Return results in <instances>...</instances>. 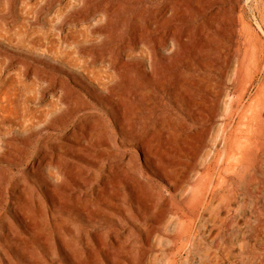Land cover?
<instances>
[{"label":"rangeland","instance_id":"rangeland-1","mask_svg":"<svg viewBox=\"0 0 264 264\" xmlns=\"http://www.w3.org/2000/svg\"><path fill=\"white\" fill-rule=\"evenodd\" d=\"M156 1L0 0V264H198L193 242L226 244L220 205L247 228L241 262L264 263V154L252 195L211 146L194 159L211 122L166 59L217 63L218 148L230 132L264 139V0H160L183 40L153 50L133 38Z\"/></svg>","mask_w":264,"mask_h":264},{"label":"bare ground","instance_id":"bare-ground-1","mask_svg":"<svg viewBox=\"0 0 264 264\" xmlns=\"http://www.w3.org/2000/svg\"><path fill=\"white\" fill-rule=\"evenodd\" d=\"M157 3L162 4V7H160L161 11L157 13L155 12L154 9H152L147 13H145L144 16L145 33L143 35H140L139 37L133 38L134 43H138L139 42L138 40L141 39L142 37H144L147 42L154 41L155 44L152 46L153 50H157L159 48L165 49L169 39L173 41L183 40V32L181 30L182 27L184 26L182 24L183 22L179 21L176 24L175 28L174 26H170L169 23L171 21V13L167 1L158 0L156 1V4ZM174 36H176V38ZM166 59H169L172 63H174V67L176 68L178 67L177 73L179 74V77L180 75L183 74V77L179 80L178 88L185 92L186 98L190 99L192 112L199 119L201 120L204 119L211 122L209 125H207L203 137L200 140H198L197 143L194 144L195 150L193 153V158L194 159L203 158L204 156L207 155L206 147L211 146L210 149L211 148L215 149L214 151L210 152V154H212L213 156V158H211V162L217 163L218 158L216 157H219L220 155L226 158L228 161L226 165V170H232L237 176L236 178H237L238 186L241 187L243 190H247V192L250 195H252L253 194L252 189L255 187L254 185L255 179L257 178L258 175H262L260 165L262 163L261 157L264 154L263 153L264 139H260L257 137L252 138L250 136H247L246 138L242 139L237 136L234 137L233 133L230 132L227 136L224 137L223 145L220 146V148H218L217 142L220 133L216 132L217 130L214 128L212 121H214L219 115L220 108H219V99H217V94H216V90L214 89V84L211 82L213 79V74H210L211 68L216 67L217 63H215L214 59L199 55L185 57L184 55L180 54L175 58L167 56ZM197 65H202L203 68H205L204 72L202 71L200 74H198L202 80L200 81L199 79L198 82H196L197 80L190 81L189 76H193L196 74L189 73L186 70V68L199 69ZM91 78L95 82L97 81L99 87L101 86V88H103L108 93L109 97L114 95V91L108 89L106 82L104 80L103 81L101 80L103 77L101 78L100 75L98 76L93 75ZM191 80H193V78ZM165 155L172 156L174 155V153L171 150H168L165 152ZM167 179L170 182V177ZM233 182H234V178L230 179L231 186ZM227 190H228L227 191L228 197L229 195L230 198L233 197L231 196V194H235L233 189L229 187ZM214 194H215V198H217L218 200H220V198L223 195H225V193L221 194L220 191H215ZM205 196H206V191H203L200 197L201 201L199 202V205L202 203V199H204ZM218 208L219 209L214 219L213 218L211 219V222L213 221L212 222L213 226L218 227L219 231L216 234L218 235L221 233L223 240L226 241V244L221 245L219 242H217L218 240L215 239V243L212 246L209 245L207 248H203L201 245H199V243L193 242L192 248L191 249L189 248L190 249L189 254L197 255L195 257H197L196 261L198 264H247L245 262L246 260L243 263L241 262L243 253H245V251L243 252V247H244L243 245L251 242V241L249 242L247 241L248 238L247 236L248 232L246 231L247 228L246 229L244 228L245 230H242L238 224V221L234 219V217L228 218V215L232 210L233 206L220 205ZM224 210L226 211V215L222 214ZM262 226L264 227V225ZM225 228L227 229L230 237L222 234V231L225 230ZM181 235L185 236L186 238H190L191 227L189 225L185 226V228L183 229V233ZM233 237L234 238L236 237L235 240ZM236 244H238L240 247L236 248L235 247ZM249 245L252 244L250 243ZM259 246L261 248V245ZM189 258L190 260L191 258L193 259L192 256ZM246 258L248 260L249 257ZM187 260L185 261V263H187Z\"/></svg>","mask_w":264,"mask_h":264}]
</instances>
